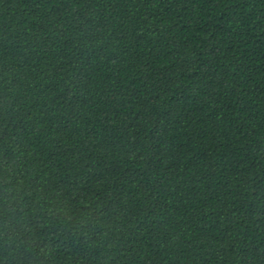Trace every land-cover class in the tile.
<instances>
[{
  "label": "trees",
  "instance_id": "obj_1",
  "mask_svg": "<svg viewBox=\"0 0 264 264\" xmlns=\"http://www.w3.org/2000/svg\"><path fill=\"white\" fill-rule=\"evenodd\" d=\"M9 204L0 264H264V0H0Z\"/></svg>",
  "mask_w": 264,
  "mask_h": 264
},
{
  "label": "clouds",
  "instance_id": "obj_2",
  "mask_svg": "<svg viewBox=\"0 0 264 264\" xmlns=\"http://www.w3.org/2000/svg\"><path fill=\"white\" fill-rule=\"evenodd\" d=\"M31 230V225L27 222L25 213L20 212L13 205L9 204L8 209L2 211V216H0V238L6 237L4 243L9 247L15 245V247H12L13 251L26 245L24 234ZM14 236L16 237L15 240H13ZM25 251H27L26 246Z\"/></svg>",
  "mask_w": 264,
  "mask_h": 264
}]
</instances>
